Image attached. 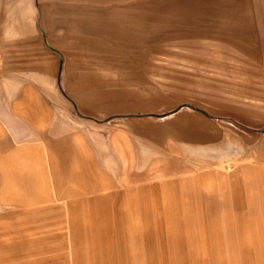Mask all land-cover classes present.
<instances>
[{
	"label": "rangeland",
	"instance_id": "374dc122",
	"mask_svg": "<svg viewBox=\"0 0 264 264\" xmlns=\"http://www.w3.org/2000/svg\"><path fill=\"white\" fill-rule=\"evenodd\" d=\"M0 264H264V0H0Z\"/></svg>",
	"mask_w": 264,
	"mask_h": 264
},
{
	"label": "crops",
	"instance_id": "0c3cea01",
	"mask_svg": "<svg viewBox=\"0 0 264 264\" xmlns=\"http://www.w3.org/2000/svg\"><path fill=\"white\" fill-rule=\"evenodd\" d=\"M66 54H68V53L66 52ZM67 58H68V55H67ZM67 78L69 79V81L71 83H73L75 85L80 84L81 86H84V85L91 84L90 81H88L89 78H86L80 72L76 73V75H74V73H72V74L67 73ZM77 93L79 94V96L84 95V92H82V90L77 91ZM107 93H112V92H101L102 95L100 97H104L105 94H107ZM235 173L236 172H233V174H235ZM216 174H217V176H224L225 179H228V178H226V176H230L232 173H227L226 171L220 169V171H217ZM187 176H213V175H212V173H210L208 171H202V172H189L187 174ZM229 185H230V187H233V186H231V184H229Z\"/></svg>",
	"mask_w": 264,
	"mask_h": 264
}]
</instances>
